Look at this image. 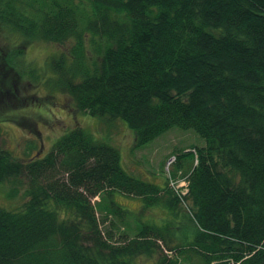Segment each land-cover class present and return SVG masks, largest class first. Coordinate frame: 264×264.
<instances>
[{"label":"trees","instance_id":"trees-1","mask_svg":"<svg viewBox=\"0 0 264 264\" xmlns=\"http://www.w3.org/2000/svg\"><path fill=\"white\" fill-rule=\"evenodd\" d=\"M0 39V104L52 71L77 110L125 121L135 147L173 127L206 142L170 154L164 187L80 126L44 157L0 148V183L29 178L20 210L0 205V264H264V0H0ZM35 42L63 47L49 70L25 57ZM1 110L0 125L15 120ZM178 173L184 194L170 186ZM117 191L181 226L134 228Z\"/></svg>","mask_w":264,"mask_h":264},{"label":"rangeland","instance_id":"rangeland-1","mask_svg":"<svg viewBox=\"0 0 264 264\" xmlns=\"http://www.w3.org/2000/svg\"><path fill=\"white\" fill-rule=\"evenodd\" d=\"M8 43L12 44V41ZM0 44L4 45L5 41L0 39ZM67 45L70 46V44ZM18 46L21 45L18 44ZM62 49L63 47L57 44L35 42L26 48L25 57L32 62V69H38L48 61L49 55L60 54ZM51 60L46 63L45 69H50ZM27 65L26 63L25 67ZM5 75L8 77L9 73L6 72ZM37 78L31 72L29 77L19 79L16 82L19 87L18 98L9 94L8 99L11 101L8 104L7 102L0 104L1 111L8 114L5 118L15 119L2 121L0 148L8 149L15 156L25 160L44 157L59 138L80 126L93 134L95 139L119 148L122 166L127 172L139 179L164 187L167 178L173 177V170L171 171L173 165L168 171L164 163L166 158L182 149L204 146L206 143L205 139L194 129L173 127L148 144L135 147L134 131L127 126L125 121L99 118L77 110L73 100L65 91L54 89L53 81L56 75L52 71H46L43 78L40 77L39 82L34 80ZM184 163L187 167L189 159H185ZM58 175L62 178L67 177L63 171H60ZM178 176V179H174L176 181L174 186L171 182L170 186L175 189L180 185L178 189H183L182 192L186 193L187 189H184L188 185L186 177L181 178V173H178ZM14 182L4 185L0 183V205L6 209L18 211L27 200L26 191L29 187V178L25 177L22 182L20 180L16 181L18 183ZM11 189L16 190L17 194L11 192ZM98 199L99 197L93 200ZM115 201L131 211L127 220L134 228L138 223H150L153 220L157 223H165L167 219L175 220L177 226H181V218L174 219L175 215L173 216L163 207L144 209L141 197L117 191ZM181 207L182 214L187 213V204L181 203ZM130 234L133 235L134 232ZM174 253L176 252L170 251L169 255L172 256ZM135 262L136 264H156L154 257L147 256L138 257Z\"/></svg>","mask_w":264,"mask_h":264},{"label":"built area","instance_id":"built-area-1","mask_svg":"<svg viewBox=\"0 0 264 264\" xmlns=\"http://www.w3.org/2000/svg\"><path fill=\"white\" fill-rule=\"evenodd\" d=\"M193 151L196 152V149H194ZM175 161H176V156H175V155L169 157V159H168V161H167V163H166V168H167L168 171L170 170V167L174 164ZM171 184L174 186L175 181H172V180H171ZM178 187H180V185H178L175 189H176L178 192H181L180 189H178ZM181 193H183V192H181ZM183 194H184V193H183Z\"/></svg>","mask_w":264,"mask_h":264}]
</instances>
